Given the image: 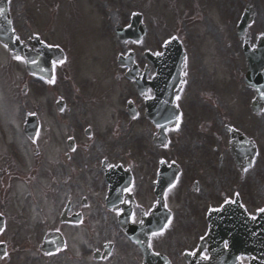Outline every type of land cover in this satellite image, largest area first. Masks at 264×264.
I'll use <instances>...</instances> for the list:
<instances>
[{"label": "flooded vegetation", "instance_id": "flooded-vegetation-1", "mask_svg": "<svg viewBox=\"0 0 264 264\" xmlns=\"http://www.w3.org/2000/svg\"><path fill=\"white\" fill-rule=\"evenodd\" d=\"M83 1L7 0V13L26 47L35 36L55 45L52 20L77 17L76 7ZM64 9L67 14L58 16ZM136 54L143 56V51ZM14 64L21 67L23 60L0 42V68L9 70ZM150 65L137 62L133 79L125 78L128 94L119 111L113 110L112 125L106 124V115L87 117L83 128H73L75 136L60 139L62 151L48 156L47 206L37 228L58 230L64 248L30 259L46 264H264L256 258L261 239L250 223L264 206L263 140L254 122L264 106H251L255 96L244 81L245 64L237 80L246 96L233 105L235 113H215L218 121L202 119L185 98L186 72L172 99L155 95L147 83L139 92L133 81L151 79ZM122 69L117 78L125 75L127 68ZM0 135L5 136L3 127ZM122 135L125 143L118 142ZM6 141L0 143V173L21 177L30 166L22 168L21 152ZM121 226L133 230L137 241ZM16 236L12 231L10 241ZM139 239L149 251H142ZM71 246L78 248L77 254L65 258L62 254ZM11 259L0 262L9 264Z\"/></svg>", "mask_w": 264, "mask_h": 264}, {"label": "rangeland", "instance_id": "rangeland-1", "mask_svg": "<svg viewBox=\"0 0 264 264\" xmlns=\"http://www.w3.org/2000/svg\"><path fill=\"white\" fill-rule=\"evenodd\" d=\"M96 1L91 0L92 7L89 4L86 6L89 0H85L84 7H76L78 16L74 19L64 18V12L67 14L64 9L58 15H64L57 18L60 20H52L54 38L71 48V57L69 62L67 59L63 64L54 66L55 78L51 83L26 76L17 64L11 65L9 70L0 68V127L4 128L6 136L0 135V143L8 140L16 143L18 148L21 144L25 145L24 151L29 158L33 147L28 146L22 133L14 132L15 120H19L26 110L37 112L40 119L37 145L43 154L41 159L35 158L38 167L31 175L32 180L22 179L23 182H18V185L14 182L6 193L5 185L9 179L0 173L3 176L0 208L8 217V226L0 239L6 241L8 258H12L13 264H46L45 261L36 262L30 258H46L39 255L33 244L35 233L39 237L44 231L37 228V220L33 218L35 210L45 206L44 192L48 189L44 167L48 164V156L61 152L60 139L63 141L64 137L75 136L73 128H83L88 123L87 117L106 115V124L112 125L116 120L113 110L119 111L128 94L124 91L126 81L115 78V74L121 72L115 65V55L125 48L116 40L113 48L112 29L106 24L104 15L110 24L116 21L122 24L127 21L131 10L141 11L148 29L145 38L136 46L139 49L159 48L164 39L172 35L183 41L188 64L183 93L202 113V119L218 121L215 114L218 111L226 115L235 113L233 105L246 96L241 82L239 85L237 81L234 83L231 72L238 71L242 63L241 40L236 35L235 25L243 7L252 5L255 16L249 26V34L250 42L254 43L255 36L264 32V0H106L101 6L97 1L95 6ZM97 10L98 14L94 15ZM63 28L65 36L61 35ZM125 47L133 48V45L128 42ZM24 83L27 90L22 92ZM57 96L65 99L70 111L63 108L60 113L56 110L54 101ZM254 122L262 134L264 149V113ZM96 126L103 129L101 125ZM126 141L123 135L118 138L119 143ZM59 186L56 183L57 190ZM28 190L32 192L30 197L27 196ZM53 202L50 201L51 205ZM14 230L17 236L10 241L9 235ZM74 248L76 246H71L62 255L74 258L78 249Z\"/></svg>", "mask_w": 264, "mask_h": 264}, {"label": "water", "instance_id": "water-1", "mask_svg": "<svg viewBox=\"0 0 264 264\" xmlns=\"http://www.w3.org/2000/svg\"><path fill=\"white\" fill-rule=\"evenodd\" d=\"M253 13H254V9L251 6H247L240 18V21L238 22L237 25V31H238V35L242 36L244 39V47L247 48V40H248V34H247V26L249 25V23L251 22L252 18H253ZM136 18V17H135ZM140 18V16H139ZM139 27H142V25L140 23H138ZM120 31H118L119 33ZM4 42L7 43L8 47L10 48V50H15V48H13L12 44L7 42V39L4 40ZM173 41H168L165 46H170L172 45ZM15 53H17V50L15 51ZM248 55H253V53H251L250 51H247ZM21 55H24L26 57V55L24 53H21ZM27 62L29 64V66L32 65V62L30 60V56L27 55ZM36 123V125H35ZM35 123L32 122V127L30 128V131L28 132L29 135H32L33 133H35V129L37 127V121L35 120ZM264 232V230H263ZM264 237V236H263Z\"/></svg>", "mask_w": 264, "mask_h": 264}, {"label": "snow or ice", "instance_id": "snow-or-ice-1", "mask_svg": "<svg viewBox=\"0 0 264 264\" xmlns=\"http://www.w3.org/2000/svg\"><path fill=\"white\" fill-rule=\"evenodd\" d=\"M3 10L2 9H0V12H2ZM17 59L19 60V59H22L21 57H17ZM51 82V81H50ZM177 99H179V97L177 98ZM165 147H167V145H165ZM226 203H227V201H226ZM259 212H264V208H261V209H259L258 210ZM145 215H147V213H145ZM253 218H255V217H253ZM228 245H227V242L225 243V247H227ZM204 259H208V257L207 256H204L203 257Z\"/></svg>", "mask_w": 264, "mask_h": 264}]
</instances>
